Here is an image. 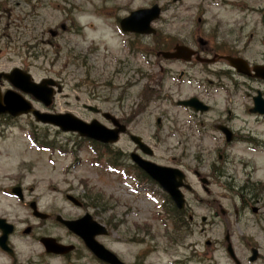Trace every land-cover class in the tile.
Here are the masks:
<instances>
[{
  "label": "rangeland",
  "instance_id": "1",
  "mask_svg": "<svg viewBox=\"0 0 264 264\" xmlns=\"http://www.w3.org/2000/svg\"><path fill=\"white\" fill-rule=\"evenodd\" d=\"M32 1L37 5L35 12L32 4L18 7L10 3L11 9H19L20 18H27L30 13L36 17L31 16L18 28L11 26L12 41L0 43V72L19 67L35 81L45 77L62 80L64 92L56 102L61 112L81 114L84 106H96L116 118L131 117L132 112L131 135L141 137L151 147L159 165L175 166L186 173V184L196 192L184 191L195 213L196 227L195 236L169 231L164 226L159 190L138 186L130 177H124L121 170L109 168L104 160L94 164L87 144L77 148L76 135L58 134L57 129L25 116L20 119V128L5 135L0 132V217L18 230L10 240L19 264H100L78 237L56 221L57 216L78 219L86 213L109 230V235L99 237V241L129 264H171L178 255L187 260L195 251L202 259L205 256L201 264H236L228 256L230 246L241 264H264V211L257 213L251 211V206L245 207L238 193L240 186L252 183L264 196V119L249 112L252 97L258 90L264 92V82L237 75L233 82L224 80L230 95L213 91L212 97L206 96L212 111L193 120L176 102L199 96L200 88L189 76L183 84L177 79L174 84L160 78L165 73L161 67L172 68L176 73L187 69L168 66L154 55H148V59L136 55L138 49L151 53L167 43L190 41L197 45L201 39L229 44L251 63H261L264 15L258 11H264V0H184L178 4L174 0ZM154 4L168 8L156 24L158 35L139 39L121 32L118 17H127L130 11ZM196 5L199 10L193 9ZM61 25H66L68 32H63ZM16 29L20 36H15ZM56 29L60 34L52 37L49 31ZM4 34L7 30L0 32V41ZM129 41L134 46L133 53L127 46ZM34 47L40 50L37 58L31 56ZM187 73L199 75L197 68L188 69ZM235 81L237 86L233 85ZM172 85L178 86L172 94L173 105L161 101L136 108L142 95L148 93L144 99L150 101L154 96L169 93ZM4 88L10 86L6 84ZM28 99L34 108L46 111L32 98ZM94 117L90 113V118ZM157 118L162 119V127L156 124ZM225 122L237 135L255 137L262 145H253L255 151L242 143L229 146L219 135L206 131ZM31 123L37 125L38 132H46L49 139L65 146L64 153L38 148L31 140ZM119 123L128 132L127 126ZM131 143L123 136L118 146L125 151L134 150ZM219 154L225 155L224 161L219 160ZM197 170L209 180L207 189L195 177ZM222 173L225 176L221 177ZM230 185L232 189H228ZM15 186H21L24 201L11 193ZM67 195L84 206H74ZM197 197L203 202H198ZM31 202H36L49 219H36L29 206ZM28 227H32L33 237L22 236ZM41 237L72 244L76 250L66 260L49 258L38 241ZM208 241L211 243L206 247ZM254 250L259 258L251 262ZM0 264H11V259L0 255Z\"/></svg>",
  "mask_w": 264,
  "mask_h": 264
},
{
  "label": "water",
  "instance_id": "2",
  "mask_svg": "<svg viewBox=\"0 0 264 264\" xmlns=\"http://www.w3.org/2000/svg\"><path fill=\"white\" fill-rule=\"evenodd\" d=\"M160 9L158 6H154L152 9L140 10L131 14V16L122 21V28L127 32H135L140 34H150L153 32L151 28V23L159 18ZM174 54H165L167 58H190L193 52L184 47H178ZM232 65H234L240 72L246 73V69L242 63L235 60H231ZM7 80H9L16 88L22 90L23 92L34 96L37 100L43 102L46 106H50L53 92L50 86L56 85L53 80H44L43 82L37 84L31 79V76L22 72L19 69H15L11 74L3 75ZM258 77L264 79V73L258 75ZM185 105L193 106L191 102L184 103ZM198 109V108H197ZM202 111L206 108L201 107ZM254 111H260L264 113V101L261 96L255 98V109ZM32 113L36 121L44 124H53L60 127L63 131L77 132L81 136L94 141L107 143H113L117 140V134L123 130L119 129L115 132L107 131L97 122L91 124H86L80 120L75 119L70 115H49L41 113L34 110L31 103L24 99L21 95L16 92L8 91L4 98L0 93V115L10 114L14 117L20 116L22 114ZM229 137V136H228ZM133 140L141 145V148L145 151L146 146L140 143L138 138H133ZM230 140V137L228 138ZM148 174L158 181L166 192H168L174 201L177 203L179 208L184 207V197L180 191V187L183 185V174L178 170L162 168L154 166L150 163L141 161L135 158ZM14 193L17 194L22 199V193L19 188L14 189ZM34 210V215L38 218L45 219L47 215L42 214L37 211L35 203L31 205ZM60 223L68 227L70 231L81 237L86 246L102 261L109 264H124L122 263L112 252L107 250L102 244L96 240L98 235H106L107 231L105 227L95 222L90 215H86L82 219L75 221L64 220L61 217L57 218ZM0 230H2V236L0 237V247L4 251L12 253L8 247V237L13 232L14 227L9 225L6 220L0 219ZM29 229L25 232L28 233ZM41 242L44 244L48 253H53L56 255H65L71 252L73 246H65L59 244L54 238H43ZM229 252L233 256L231 247H229ZM254 256L252 261L257 257V251H253Z\"/></svg>",
  "mask_w": 264,
  "mask_h": 264
},
{
  "label": "flooded vegetation",
  "instance_id": "3",
  "mask_svg": "<svg viewBox=\"0 0 264 264\" xmlns=\"http://www.w3.org/2000/svg\"><path fill=\"white\" fill-rule=\"evenodd\" d=\"M180 1H183V0H180ZM174 2L176 3L175 0H174ZM10 3L13 4L14 6L16 5L18 7L20 5H22V4H25V5H31L32 4L31 6H32V9L34 10V12L36 11V7H37L36 4H33L32 0H19L18 2L15 1V0H0V32L2 30H7V34L3 35L5 37L0 41V43L5 41L8 44V43H10V41H12L13 33L11 31V26L13 28H18L23 22L27 21L28 18H30L31 16L33 18L36 17V15H32V13H30V14L26 15L27 18H25V17L20 18L17 15L18 12H19V9H17V10L11 9L10 8ZM167 9L168 8L165 7V6L161 7L162 11H166ZM193 9L199 10L200 7L198 5H196V6H193ZM258 13H260L261 15H264V11L263 12L262 11H258ZM71 23H73V22H71ZM261 24L264 27V16L262 18ZM65 26L66 25H61L60 26V29H63L62 30L63 32L69 30V28L67 26L66 27ZM55 32H56V36L55 37H57L60 33L58 32V29H56ZM20 34L21 33L18 32V30L16 29L15 36H20ZM128 35H129V37L130 36L131 37H138L137 35H131V34H128ZM156 35H158V30L156 32ZM139 38H142V39L150 38L151 39L152 37H139ZM200 41H201V39H198V44L197 45H193L192 43H190V41H187V42H176V43H167V44L163 45V47L160 46V49L155 47L152 50L151 53H149L148 50H145V49H138L137 51L140 52L138 55L142 56L145 59H148V57H147L148 55H154L156 58L160 59L161 62L167 63L168 66H173V65L180 66V67L183 66V68L187 69V72H188V69L197 68V73H199V75L195 76V74H188L186 71H179L178 73H176L174 69H172V68L164 69L160 65L161 69L165 70V73L162 74L160 76V78H164L165 77L166 78V82H171L172 81L174 84H176L175 83V79H177L179 81H182V84H183V81H185L186 77H188V76L191 77L190 78L191 82L195 86H197V88H200V92H202V93L199 96L193 95L189 99L196 98L199 101H201L202 103H204L205 105H208L209 106V111L206 114H209L212 111L213 107L206 100V96L212 97V94H213L212 92L213 91H215V92L223 91V92L228 94V91L226 89V86L223 84V81L224 80H230V81L233 82L234 81V76L235 75H237V76L240 75V74L237 73L235 68H233L230 65V62H229L228 58L229 59L230 58H233V59H238V58L245 59V58H243L241 56V53L238 50H235V48L233 46L229 45V44H222V43H219V42L209 43V42H206V41H202L203 42L202 43ZM48 44L51 45V42H49ZM177 45L186 46L189 49H191L193 52H195V54L192 55V58H191L190 62H184L183 60H165L163 58L162 53H164V52H166V53L174 52L175 51V47ZM133 50H134V47L132 46L131 43H129V51L131 53H133ZM0 55H1V52H0ZM245 60L249 64V66L247 67V72H248V76L247 77H249L250 79H253L254 75H256L255 68L256 67H260V66L264 67V61L261 62V63H251L247 59H245ZM201 76L205 77V79H206V77H211L213 79L204 80L203 78H201ZM240 77H244V75H240ZM58 82L60 84H62L63 90H64L65 85H63L62 80H58ZM159 82H160V80H158V83ZM6 84H7L6 81H4V80L0 81V87L2 89H4ZM233 85L237 86L236 81H235V83H233ZM172 86L173 87H171L169 93L163 94V96H162L164 98V100H163L164 103L167 102V103L171 104V103L175 102V99H174L172 94L177 92L176 90H177L178 86L177 85L175 87H174V85H172ZM147 95H148V93H146L145 95L141 96V103L139 105H136V108H140L142 105H146V107L150 106V105H153V103H154L153 101H154V99L156 97L154 96V98L151 99L150 101H146L144 99V97L147 96ZM179 101L180 100L177 101V104L179 103ZM56 102H57V98H55L53 105L49 109V111L52 112V113H60L61 112V111H59L57 109ZM86 108L87 107L84 106V110H86L87 113L92 112V110H90L88 108L86 109ZM130 112H131V108H130ZM62 113H65V112H62ZM94 113H95L96 118L99 121L105 122L110 127L112 126V124L103 117L104 113H103V111L101 109H99V112H95L94 111ZM107 113H109V112H107ZM110 114L115 116L112 113H110ZM130 115H131V117H128V118H124V117L117 118L121 123L125 124L127 126V128H128V132L124 136V137H127V140H130L129 139V137L131 136L130 127H131V125L133 124V121H134L133 117H132V112H131ZM197 115H200V114H196V117H198ZM201 115L204 116L205 114H201ZM258 118L259 119H261V118L264 119V116L259 115ZM6 121H8V120H2L1 119L0 123L4 124V122H6ZM226 122H228V120H226ZM226 122L225 123H219L218 125H216L215 129H217V130H215V133H218L219 137H221L222 139H225V137L222 134V132L220 130H218V127L221 125L222 127H225L227 129H229L230 131H232L233 132V135H232L233 136V140L237 141L239 139V135H237L235 130H233V128L230 127L228 125V123H226ZM156 123H157V125L162 127V120L160 118L157 119ZM253 138L257 139L255 137H253ZM131 144H133V143H131ZM134 146H135L134 150L130 149L129 151L136 152L142 158H144L146 160H151L154 163L158 164L155 161V154L153 156H148L145 153H143L142 151H140V149L136 145H134ZM220 152H222V151H220ZM218 157H219V159H223V158H225V155L224 154H219ZM130 164L132 165V167H134V165L131 163V161H130ZM135 169H136V167H135ZM135 174H136L135 178L139 177L140 179H144V176H143L142 172L136 171ZM194 175H195V177L199 178V180H200L199 182H200L201 186L203 187V189H207L206 185L202 183V180L204 178H206V177L201 175L198 172V170L194 171ZM147 182H148V180L144 179L143 183H147ZM205 182L207 184H209L208 180L205 181ZM186 185L189 186V184H186ZM185 190H187V189L183 188V191H185ZM188 192H191L192 194L196 193L194 191L193 187H191V186H190V190H188ZM197 200H199L198 202H203V200L200 197H197ZM246 202L249 204L248 207L251 206L250 207L251 211H253L254 208H257L258 212H259L260 209H263V211H264V196L256 193L254 200H250V201H246ZM255 206H257V207H255ZM186 212H187V218L189 220H195L196 219L195 213L193 212L192 208L188 205V203H187V206H186ZM174 214H180V213L179 212H174ZM214 214H216V213H214ZM14 263L19 264L17 256H15L13 258V260L11 261V264H14Z\"/></svg>",
  "mask_w": 264,
  "mask_h": 264
},
{
  "label": "trees",
  "instance_id": "4",
  "mask_svg": "<svg viewBox=\"0 0 264 264\" xmlns=\"http://www.w3.org/2000/svg\"><path fill=\"white\" fill-rule=\"evenodd\" d=\"M115 158H119L118 156H115ZM239 192L243 193L245 196L252 197V195L255 193V188L253 186H241L239 188Z\"/></svg>",
  "mask_w": 264,
  "mask_h": 264
}]
</instances>
